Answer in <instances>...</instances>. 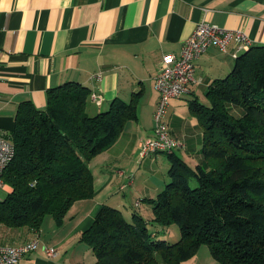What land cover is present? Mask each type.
<instances>
[{"label":"crops","instance_id":"0c3cea01","mask_svg":"<svg viewBox=\"0 0 264 264\" xmlns=\"http://www.w3.org/2000/svg\"><path fill=\"white\" fill-rule=\"evenodd\" d=\"M202 20L243 28L252 46H264V0H0V127L9 138L21 102L32 100L45 109L48 89L68 81L91 88L90 115L109 109L116 98L137 104V118L129 119L113 144L90 162L94 195L76 201L62 224L53 216H45L39 232L0 224V244L41 238L40 248L18 264H95L94 251L80 238L104 204L122 209L130 219L137 211L152 220L147 199L170 181L166 152L140 156V143L154 135L159 101L155 77L164 56L179 55ZM234 64L231 49L210 47L196 60L190 91L170 100L167 122L186 146L175 151L193 166V157L203 161L198 151L203 126L191 113L189 100L209 103V87L229 75ZM93 92L102 96L101 103ZM129 172L135 174L132 182ZM12 190L7 184L1 192ZM46 244L56 248L55 256L46 254Z\"/></svg>","mask_w":264,"mask_h":264},{"label":"trees","instance_id":"16d2710c","mask_svg":"<svg viewBox=\"0 0 264 264\" xmlns=\"http://www.w3.org/2000/svg\"><path fill=\"white\" fill-rule=\"evenodd\" d=\"M91 91L68 81L48 89L45 109L20 103L10 135L15 156L3 173L13 190L0 192V224L39 232L47 214L62 224L76 201L94 195L90 162L137 118V104L116 98L90 115ZM207 97V104L189 100L203 126V161L193 166L167 153L170 181L147 199L152 220L104 204L80 238L95 264H184L203 244L220 264H264V46L241 52ZM173 224L181 231L175 242L163 237Z\"/></svg>","mask_w":264,"mask_h":264},{"label":"built area","instance_id":"2783aa9c","mask_svg":"<svg viewBox=\"0 0 264 264\" xmlns=\"http://www.w3.org/2000/svg\"><path fill=\"white\" fill-rule=\"evenodd\" d=\"M251 46V37L243 28H226L202 20L183 43L179 55L170 53L164 56L155 77L159 101L155 111L154 135L140 143L142 158L158 152L172 153L186 147L184 140L172 133L166 118L171 98L180 97L190 91V84L195 81L196 60L210 47H217L224 52L231 49L232 56L236 59L241 52L248 50ZM96 77L101 78L100 74H96ZM93 98L97 103H101L103 99L97 92H93ZM14 156L15 146L0 127V192L6 189L7 184L3 179V173ZM120 174L123 175L124 172L120 171ZM129 179L132 182V178L129 177ZM139 203L138 201L137 204ZM41 245L39 235L18 245L0 244V264H18L26 254L39 249ZM43 247L49 257L57 254L54 246L46 244Z\"/></svg>","mask_w":264,"mask_h":264},{"label":"rangeland","instance_id":"374dc122","mask_svg":"<svg viewBox=\"0 0 264 264\" xmlns=\"http://www.w3.org/2000/svg\"><path fill=\"white\" fill-rule=\"evenodd\" d=\"M232 110H234V109H232ZM201 139H202V136H201ZM202 143H203V139H202V141L200 142V144L198 146L199 147L198 151H200V156L202 155V147H203ZM178 150H181V149H178ZM165 156H167V160H168V162H170L169 156L167 154H165ZM193 158H194V160H193L194 165L197 166L198 165L197 157L195 156ZM132 173L133 172H129L128 174H126V177H131L132 179H135V174H132ZM153 179L154 180L156 179L155 176H153ZM191 184L193 186H196L197 185V181L195 179H192L191 180ZM1 194H3V192ZM50 216H52V215L51 214H47L46 218H49ZM150 227L152 229V228H155L156 226H152L151 225ZM163 235H164L163 237L167 238L169 241L175 242L181 237V231H180V228H179V226L177 224H173L170 227L166 228V230L163 233ZM184 264H220V263H219V261H217L213 257L210 247L207 244H203L200 247V249L198 250L197 254L193 258H191L190 260L186 261Z\"/></svg>","mask_w":264,"mask_h":264}]
</instances>
